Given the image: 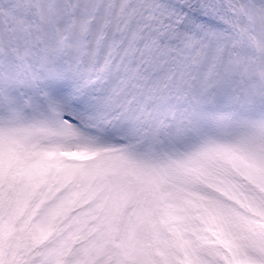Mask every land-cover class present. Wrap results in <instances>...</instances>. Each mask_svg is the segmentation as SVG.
Segmentation results:
<instances>
[{
  "label": "snow or ice",
  "instance_id": "1",
  "mask_svg": "<svg viewBox=\"0 0 264 264\" xmlns=\"http://www.w3.org/2000/svg\"><path fill=\"white\" fill-rule=\"evenodd\" d=\"M0 264H264V0H0Z\"/></svg>",
  "mask_w": 264,
  "mask_h": 264
}]
</instances>
